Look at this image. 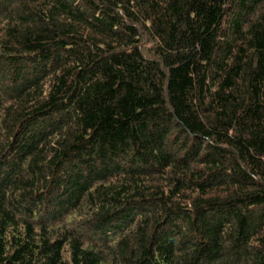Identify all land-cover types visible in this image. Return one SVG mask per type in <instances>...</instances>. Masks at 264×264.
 Instances as JSON below:
<instances>
[{
    "label": "trees",
    "instance_id": "1",
    "mask_svg": "<svg viewBox=\"0 0 264 264\" xmlns=\"http://www.w3.org/2000/svg\"><path fill=\"white\" fill-rule=\"evenodd\" d=\"M0 264H264V0H0Z\"/></svg>",
    "mask_w": 264,
    "mask_h": 264
}]
</instances>
